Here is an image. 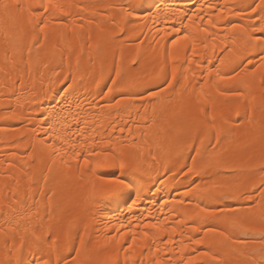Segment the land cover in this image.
<instances>
[{"label":"bare ground","instance_id":"bare-ground-1","mask_svg":"<svg viewBox=\"0 0 264 264\" xmlns=\"http://www.w3.org/2000/svg\"><path fill=\"white\" fill-rule=\"evenodd\" d=\"M72 2L78 7L72 10L71 18L65 21L70 25L67 33L61 28H56L55 34L50 36L41 49L32 48L31 58L27 48L30 35L25 29V21L0 13V228H16L18 244L19 236L25 235V228L29 229L26 242L30 240L32 230L39 234L50 229L52 234H60L70 229L77 247L80 243L79 237L83 234L87 247L97 250L95 259L102 262L105 257L112 256L119 264H124L125 256L128 257L127 264H138L141 258L144 264H150L152 257L145 251L150 241L143 237V232L147 231L151 235L156 230L144 229L145 223L166 221L163 224L166 231H162L155 242V246L161 249L157 258H172L177 264L181 241L189 245L186 253L192 252L193 248L206 251L211 245L219 255L226 256L228 248L218 247L223 240L218 235L221 231L226 232L232 239L249 241V249L259 247V236H253L251 233L248 236L241 234L246 228L259 231V225H249L243 220L240 221L242 227L237 228L226 225L223 219L197 223L195 226L201 231L192 233L190 228L193 224L189 218L195 217L197 204L223 206L234 210L245 208L248 204L244 201L213 199L206 192L189 191L190 181L187 179L173 180V173L178 172L185 163H190L189 157L194 155L191 150H184L186 137L179 130H174L170 134L172 139L164 143L155 140L150 133L147 136L142 135L148 129L136 114L135 109L139 105L130 108L124 105L119 108L109 107L100 99L101 94L107 91L106 85L113 86L111 80L116 78L115 68L121 65L130 67L133 58L140 61L139 66L133 68V73L151 74L158 71L162 53L157 45L149 46L148 41L152 40L153 36L159 39L156 35L157 29H160V34L163 35L165 30L170 31L175 25L181 27L183 32V19V25L187 26V32L190 34L189 40L178 41L175 49L169 45L172 54L180 57L175 65L169 60V71L175 66L178 77L182 82L189 83V87L193 83L202 84L203 95L200 99L206 106L209 119L214 114L217 116V124L211 134L212 144H216L217 128L221 129L217 150L227 149L230 154L235 152L241 156L251 155L259 148V144L256 148L250 147L252 133L254 130L258 133L264 128V70L257 69L254 75L241 72L240 77L224 84L219 82L215 73L211 76H207L206 71L202 73L196 64H202L204 69L210 68L212 65L206 61L211 58L212 64L219 66L222 73L231 74L235 66L232 63L234 56L230 52H222L223 48L232 44V41L226 38L232 35L227 30L229 21L246 24V20H241L233 13H247L249 6H254L259 0H158V3L157 0H148L146 7L151 8L157 3L160 8L159 15L147 21L136 20L127 25L129 35L131 30H142L144 33L140 39L145 43L139 50L131 41L122 43L119 39L112 40L108 35L115 30L113 18L119 21L120 6L127 3V0ZM208 5L212 7L209 8ZM201 6L203 11L200 10ZM171 10L176 11L177 15H171ZM221 10L224 12L223 19L219 16ZM152 11L155 12L156 9L152 8ZM185 15L191 19L184 18ZM209 17L216 22V28L209 25ZM201 26L206 28L207 32L203 31ZM6 38L9 43H5ZM193 42L197 51L195 57H192L190 50ZM17 43L20 48H17ZM186 46L189 49L188 58L193 61L191 65L184 62ZM220 60L224 61L223 65ZM57 73L61 77L69 75L74 81L64 104H55L52 100L55 93L64 87V84L58 82ZM193 74L195 80L192 79ZM185 75L187 81L183 80ZM204 76H207L206 82ZM18 80H22V86L19 82L13 85V82ZM226 89L240 91L244 93V97L221 96L220 92ZM179 91L177 86V92ZM197 91L200 89L197 88ZM237 109L240 111L239 116L235 115ZM53 110L58 115L51 122L55 123L56 131L61 136L69 134L66 131L69 126L75 130L73 117L77 114L80 119H86L89 125L95 124L97 131L106 129L110 123H115L119 128L126 122V126L132 127V134L125 131L122 139L126 138L130 143L135 138L136 148L132 150H139L143 154L146 165L153 164L152 156L156 157L151 176L155 187L149 184L144 188L138 208L129 212L124 206L126 197L93 204L87 194L90 185L80 179L81 172L76 167V160H69V156H64L63 159L69 161L65 164L61 162L60 156H51L47 150L42 149L38 143L40 135H33V124L39 122L41 113L48 114ZM21 111L31 122L29 119L21 121L6 118L10 112ZM229 112L230 119L224 124L223 117ZM137 124L140 125V130H137ZM35 131L38 133L39 129ZM207 143L208 141H205L206 145ZM29 145H35V150ZM56 146L60 147V144L57 142ZM211 151L209 148L208 152ZM80 163L82 164V161ZM105 173L109 174L106 178H112L113 174L115 177L124 175L119 168L98 170V174ZM237 178H243L240 171H234L233 168H214L205 170L203 177L197 179V184L203 188L213 182ZM192 187L195 188V185ZM186 192L188 195H185ZM153 193L156 195L153 196ZM181 201L183 203H180ZM149 212L152 213L151 216H148ZM238 215L243 214L238 212ZM84 223L88 224L87 232L84 231ZM206 227L215 228L216 232L205 235L203 229ZM173 228L175 232L172 231ZM132 233L136 235V243L128 248V245L132 244ZM169 235L174 244H168ZM189 237L193 240L202 239L204 244L194 245ZM253 240L256 243H251ZM227 243L230 245V241ZM230 246L236 248V245ZM117 249H121L118 257ZM123 249H127V252ZM142 252L145 253L143 257ZM2 254L3 250L0 248V255ZM198 264H205V261L200 260Z\"/></svg>","mask_w":264,"mask_h":264},{"label":"snow or ice","instance_id":"snow-or-ice-1","mask_svg":"<svg viewBox=\"0 0 264 264\" xmlns=\"http://www.w3.org/2000/svg\"><path fill=\"white\" fill-rule=\"evenodd\" d=\"M147 2L148 0H127V3L120 6L119 21L113 18L115 30L108 34L112 40L119 39L122 43L131 41L136 44L139 50L140 46L145 43L144 40L140 39L144 33L142 30H131L129 35L127 25L133 24L136 20L147 21L159 15L158 0L151 8L146 7ZM77 7L78 5L72 0H0V13L25 21V29L30 35V41L27 45L29 58H31L32 48L41 49L50 36L55 34L56 28H61L67 33L70 25L65 21L71 18L72 10ZM208 7L211 8L212 6L208 5ZM152 8H155L156 11L153 12ZM200 10H204L203 6ZM171 15H177L176 11L171 10ZM233 15L240 17L241 20H246L247 23L229 21L227 30L232 35L226 38L230 39L232 44L223 48L222 52H230L234 56L232 63L235 66L232 68L231 74L222 73L219 66L212 64L211 58L206 61L207 64L212 65L210 68L204 69L202 64H196L202 73L206 71L207 76L215 73L219 82L224 84L240 77L241 72H245L246 75H254L255 70H264V0H259V3H255L254 6L250 5L247 13L237 11ZM219 16L221 19L224 18L223 10ZM184 18L191 19L186 15ZM208 23L212 28L217 27L216 22L211 17H209ZM181 25L184 28L183 32L181 27L175 25L171 27L170 31L165 30L163 35L160 34V29H157L156 35L159 36V39L157 40L153 36L152 40L148 41L149 46L155 44L161 50L162 59L159 61L158 71L151 74L133 73V68L138 67L140 63L138 59L133 58L130 67L121 65L115 68L116 78L111 80L113 86L106 85L107 91L101 94L100 99L105 101L109 107L119 108L124 105L126 108H130L139 105L135 109L136 114L140 116L141 121L145 122L148 129L142 135L147 136L150 133L155 140L164 143H168L172 139L170 134L174 130H179L186 137L184 150H191L194 155L189 157L190 163H185L178 172L173 173V180L177 178L187 179L190 181L189 191H203L213 199L244 201L248 204L247 207L238 210L223 206L212 207L197 204L195 207L198 211L195 217L189 218L193 224L190 228L192 233L201 231L195 224L220 219H223L226 225L233 228L242 227L241 220L249 225H259L260 227L259 231L246 228L241 233L243 236H248L249 233L253 236H259V247L251 249H249V241L232 239L226 232H219L218 235L223 240L218 247H225L229 250L228 254L223 257L215 252L214 246L211 245L206 251H198L193 248L192 252L186 253L189 245L181 241L178 248L179 264H198L200 260L205 261V264H264V128H261L258 133L255 130L252 133L253 140L250 147L256 148V145L259 144V148L253 151L251 155L241 156L235 152L230 154L227 149L218 151L220 128H217L215 132L216 144H212L211 134L213 128L216 127L217 116L214 114L209 119L206 106L200 99L203 95L202 84L193 83L189 87V83L182 82L178 77L175 66L171 67L169 71V60L175 65L180 59L179 56L172 54L169 45L175 49L178 41L189 40L190 34L187 32V26L183 25V19ZM201 28L207 32L206 28L203 26ZM5 43H9L7 38ZM16 46L20 48L19 43ZM205 47H207L206 44ZM190 50L192 57H195L197 55L195 42L191 44ZM188 51V46H186L184 62L191 65L193 61L188 58ZM220 64L223 65L224 61L220 60ZM130 73L132 74L130 75ZM56 75L59 77L58 82L64 84V87L55 93L52 100L55 104H64L71 93L74 81L69 75L62 77L59 73ZM207 76L203 77L205 82ZM192 79H196L195 74H193ZM183 80H188L186 75ZM17 82L21 86L23 85L22 80L14 81L13 85ZM177 86H179V92H177ZM197 88L200 89L199 92ZM117 94L119 98H117ZM220 95L244 97V93L231 89L221 91ZM17 102L19 103V98H17ZM141 108L143 112H141ZM57 115L54 110L48 114L41 113L39 122L33 124V135H40L38 143L42 149L47 150L51 156H60L61 162L65 164L69 161H65L64 156H69V160H76V167L81 172L80 179L85 180L87 185H90L87 194L93 204L98 205L110 199H124L126 197L124 206L129 212L138 208L143 198L144 188L149 184L155 187L151 176L156 157L152 156L153 164L146 165L143 154L139 150H132L136 148L135 138L130 143L126 141V138L122 139L125 131L130 135L132 134V127L126 126V122L119 128L115 123H110L106 129L102 128L97 131L95 124L89 125L86 119H80L77 114L73 117L75 130L73 131L72 127L69 126L66 129L69 134L61 136L56 131L55 123L51 122L55 120ZM230 115L229 112L223 117L224 124L228 123ZM235 115H240L239 109L236 110ZM6 118L21 121L29 119L30 121V118L25 117L22 111L19 113L10 112ZM37 128L39 129L38 133L35 131ZM137 130H140L139 124H137ZM117 132L119 135H116ZM197 141L199 146H197ZM205 141H208L207 145ZM57 142L60 147L56 146ZM29 147L35 150L36 146L29 145ZM209 148L212 149L211 152H208ZM108 168H119L124 175L115 177L113 174L112 178H106L109 174H98L99 169ZM214 168H233L234 171H240L243 178L213 182L211 185L201 188L197 184V179L203 177L205 170ZM192 185H195V188ZM155 195L156 193H153V196ZM185 195H188V192ZM238 212L243 215L239 216ZM151 215L152 213L149 212L148 216ZM164 223L166 221L143 225L144 229L156 230L151 235L147 231L143 232V237L150 241L145 249L147 255L152 257L150 264H177V261L172 258L167 260L162 256L157 258L161 249L155 246V242L159 238V234L166 231L163 228ZM87 230L88 224L84 223V231L87 232ZM172 231L175 232V228ZM203 231L207 235L209 232H216V229L206 227ZM24 232L25 235L19 236L18 244L16 228H0V236H2L0 248L3 250V254L0 255V264H119V261L112 256L105 257L102 262L95 259L97 250L87 247L83 234L79 237L80 243L77 247L70 229L60 234H52L50 229L41 231L39 234L32 230L30 232L31 238L27 242L26 236L29 235V229L25 228ZM131 239L132 244H129L128 248L136 243L135 233H132ZM49 240L51 241L50 244L48 243ZM189 240L194 245L204 244L202 239L193 240L189 237ZM167 241L168 244L175 243L170 235L167 236ZM229 241L230 245H236V248H232L227 243ZM251 243H256V241L253 240ZM120 250L117 249L116 257H118ZM123 250L127 252V249ZM144 254L142 252L141 257ZM127 262L128 257L125 256L124 264ZM138 264H144V260L141 258Z\"/></svg>","mask_w":264,"mask_h":264}]
</instances>
